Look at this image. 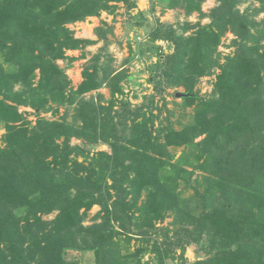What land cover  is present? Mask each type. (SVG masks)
I'll return each instance as SVG.
<instances>
[{"label": "trees", "instance_id": "trees-1", "mask_svg": "<svg viewBox=\"0 0 264 264\" xmlns=\"http://www.w3.org/2000/svg\"><path fill=\"white\" fill-rule=\"evenodd\" d=\"M205 1L164 0V10L198 15L178 32L158 19L149 26L133 12L137 0H0V264H142L147 255L166 264L177 251L189 264L192 246L204 258L191 264H264V0H216L209 13ZM120 5L128 42L142 29L172 45L154 55L153 92L138 106L125 64L101 55L114 27L101 21L96 40L68 28ZM99 42L73 88L57 62L71 65L68 51ZM203 78L207 97L196 88ZM180 88L192 116L176 130L171 112L159 121L166 103L155 98Z\"/></svg>", "mask_w": 264, "mask_h": 264}, {"label": "rangeland", "instance_id": "rangeland-1", "mask_svg": "<svg viewBox=\"0 0 264 264\" xmlns=\"http://www.w3.org/2000/svg\"><path fill=\"white\" fill-rule=\"evenodd\" d=\"M138 9L134 10V13L137 11H143L147 17L148 25L151 26L155 23V20L158 19L160 22L165 24L172 25L174 29L180 32V26L188 22L190 24H195L198 21V15L192 14L190 17H185L181 8H175L171 10H164V0H137ZM249 3H252V0H249ZM154 5L155 11L154 13H150V6ZM216 0H206L202 5V10L204 13H209L210 10L215 6ZM248 4V3H247ZM247 4H242L239 9L243 10ZM254 5H256L253 2ZM125 13V9L122 5H120L119 10L116 15L113 17L107 15L106 13H102L99 18L90 19L88 18L85 22L76 23L73 25H69L68 28L73 30L75 33V37L82 39H90L93 34V30L97 27L101 21L106 22L107 24L114 27V35L109 38L111 43L107 48V53L101 54L105 56L106 54H110L113 58L112 66L116 69L120 68L125 64L126 68L129 71V80L126 86V90L128 92V98L131 100L133 105H140L144 102L145 96L150 95L153 92L152 85L150 84L154 75L151 69L154 66V63L157 61V57L153 58L154 55H166L172 51V45L163 42L157 41L155 43H151L148 40L146 33H143L142 29L139 31L132 30L129 39L131 41H127L126 39V31L130 28L131 23L129 22L128 16ZM262 14L257 17L259 20L262 18ZM208 19L201 20V25L208 24ZM234 37L231 34H227L223 39L218 51L222 54L226 55L233 51V48H228L230 41ZM94 40V39H91ZM130 45H129V44ZM103 46L102 42H99L95 45L88 46L83 51H77L75 53H66L69 57L77 58L76 61L72 62L71 65H68L67 61H58L59 66L65 69V74L68 76L71 86L76 88L78 84L82 81L81 71L87 62L96 54H99L101 48ZM154 50V51H153ZM155 53H153V52ZM161 51V52H159ZM83 54V56H82ZM102 62V60H101ZM213 81V79H212ZM197 90L199 91L202 97H207L209 92L211 91V84L208 81V78H203L200 80L197 85ZM178 92H183V89H176ZM173 90H166L162 95H159L155 98V104L159 107L162 106V103H166V110H162L161 121L163 124L165 123V118L167 112H171L170 122L174 129L178 130L183 125L189 124L192 116V109H188L183 107V101L181 99L173 98ZM100 93L104 95L106 99L109 98V93L107 89L100 90ZM95 94V93H92ZM88 94L87 96H89ZM134 97H136L134 99ZM21 112H25L26 118L34 122L35 118L32 115V110L29 108H21ZM63 114V110H59V116ZM44 117L51 118L50 114H44ZM58 118V117H55ZM158 121V122H159ZM156 123V126L158 125ZM3 130H0V136L3 134ZM202 137L198 138L196 141H199ZM73 144H77L78 141L72 140ZM1 145V143H0ZM101 150L105 149L104 147H100ZM177 152V156H178ZM190 193V192H188ZM187 193V194H188ZM99 211V207H94L88 213V216L84 222L85 225H90L94 223L92 221V217ZM56 213L45 216L44 220H51L55 217ZM97 223L99 222L96 221ZM171 222V218L165 220V222L159 224V227L164 228ZM118 228V226L116 227ZM137 241L133 240L130 243L132 248H136ZM175 260L173 262L166 261V264H182L181 259L179 258V252L177 251L175 255ZM184 258L188 261L189 264L192 262L203 259L204 255L198 253L195 247L187 248L185 251ZM142 264H157V261L154 257L144 256L141 260Z\"/></svg>", "mask_w": 264, "mask_h": 264}, {"label": "water", "instance_id": "water-1", "mask_svg": "<svg viewBox=\"0 0 264 264\" xmlns=\"http://www.w3.org/2000/svg\"><path fill=\"white\" fill-rule=\"evenodd\" d=\"M186 96H188V95L187 94H184V93H181V92H178V93L175 94V97L177 99H181V98H184Z\"/></svg>", "mask_w": 264, "mask_h": 264}, {"label": "crops", "instance_id": "crops-1", "mask_svg": "<svg viewBox=\"0 0 264 264\" xmlns=\"http://www.w3.org/2000/svg\"><path fill=\"white\" fill-rule=\"evenodd\" d=\"M137 5H138V3H137ZM111 17H112V16H111ZM90 19H96V18H95V17H92V18H90ZM126 34H127V32H126ZM126 34H125V35H126ZM90 39H94V40H96V37H95L94 35H92ZM126 39H127V36H126ZM75 52H77V51H68L67 53H70V54H71V53H75Z\"/></svg>", "mask_w": 264, "mask_h": 264}]
</instances>
